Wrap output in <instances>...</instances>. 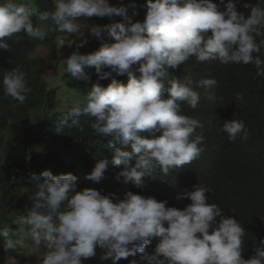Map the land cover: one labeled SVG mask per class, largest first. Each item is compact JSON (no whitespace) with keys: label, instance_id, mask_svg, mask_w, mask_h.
<instances>
[{"label":"clouds","instance_id":"clouds-1","mask_svg":"<svg viewBox=\"0 0 264 264\" xmlns=\"http://www.w3.org/2000/svg\"><path fill=\"white\" fill-rule=\"evenodd\" d=\"M238 2L228 0L226 10L220 11L213 0H147L145 19L133 22L128 6H114L109 0H54L52 10L40 13H34L22 0H0V49L10 47L5 38L21 32L30 38H45L47 31L34 26V14L53 31L68 35L81 30L78 18H110L111 23L92 26L89 33L98 40L107 35L116 42L82 54L78 49L87 43L84 39L65 60L66 72L77 81L91 82L84 68L94 66L99 80L115 73L127 75L128 83L112 79L107 87L93 84L83 106H73L57 127L80 128L81 115L92 117L94 132L111 137L108 147L114 149L113 165L125 166L117 179L123 177L125 183L139 187L154 167L162 166L167 175L172 168L191 164L204 151L199 146L203 134H195L202 125L198 119L180 114L181 104L197 108L200 95L195 88L199 87L213 99L211 90L218 82L215 78L194 82L185 77L183 82L167 81L170 87L166 88L169 68L175 69L194 56L197 62L253 64L257 75L264 76V60L258 55L264 40L257 43L255 39L264 27V7L245 4L250 9L245 15L238 12ZM116 17H123V22ZM65 43L60 41L61 46ZM2 87L5 96L20 103L30 91L19 68L4 74ZM68 117L72 118L70 124ZM222 131L230 141L242 133L241 138L247 139L242 120L224 121ZM129 146L131 151L124 150ZM133 159L135 166L129 170ZM106 168V160L97 162L86 179L99 182ZM77 179L72 173L54 175L51 170L33 174L32 204L21 223L28 226V235L36 245L48 249L41 264H83L96 256L97 247L103 252L102 259L111 258L118 264L121 259L145 253L153 240L158 242L154 254H145L147 264H264V241L255 248V255L244 259L245 228L236 218L223 215L218 204L209 203V190L204 186L185 193L191 203L181 210L167 207V200L132 191L123 199L93 188L77 191ZM18 231H24L23 227ZM11 236L10 227L0 228L5 250L16 247ZM130 264L141 261L133 259Z\"/></svg>","mask_w":264,"mask_h":264},{"label":"trees","instance_id":"trees-1","mask_svg":"<svg viewBox=\"0 0 264 264\" xmlns=\"http://www.w3.org/2000/svg\"><path fill=\"white\" fill-rule=\"evenodd\" d=\"M261 1L239 0L237 10L247 15L250 9L244 5L261 6ZM35 2L37 11L34 13L54 8V0ZM109 2L114 6H120L121 3L128 6L127 14L133 18V22L145 19L147 0ZM213 2L219 6L220 11L226 10L228 0H224V4L220 0ZM31 18L34 26L41 27L42 22L35 14ZM116 20L123 22V17H116ZM111 22L108 17L95 16V25L103 26ZM259 31L261 34L255 37L257 43L264 40V32ZM56 32L52 36L46 35L43 40L30 38L21 32L11 39L5 38L10 47L0 49V228L10 227L11 238L16 243V247L11 249H18L20 245L13 234L21 232L18 231L21 219L26 216V209L31 207L29 197L34 185L33 174L40 175L45 170H51L54 175H76L77 191L93 188L105 195L114 193L120 199L124 198L127 191H132L145 197H155L158 201L167 200V207L181 210L191 203L185 193L194 191L198 185L204 186L209 190V203L218 204L223 209V215L236 218L245 228L243 258L249 259L255 255V248L264 241V152H253V149L259 148L264 142V76L257 75L256 67L243 63L222 64L218 60L197 62L193 56L177 68L168 69L166 88L170 87L167 81L178 79L183 82L185 77H190L194 82L202 78H215L218 82L211 90L214 93L213 99H208L206 90L199 87L195 88L200 95L197 108L181 104L180 114L196 118L202 125L196 129L195 134H203L204 140L199 146L204 151L191 164L172 168L167 175L162 166L154 167L143 177L144 183L137 187L131 182L125 183L123 177L117 179L125 166L113 165L114 149L108 147L111 137L99 136L94 132L91 128L92 117L81 115L80 128L68 125L57 127L70 109H59L61 101L57 91L43 77L53 65L44 58L32 57L37 49L47 47L57 59L55 41L59 34ZM208 34L211 35L210 30ZM115 42L114 38L107 35L103 40L94 38L89 51L84 54L94 53L103 44L111 45ZM258 55L264 60V46ZM15 68L25 73L26 85L30 89L23 103L5 96L2 87L4 74ZM84 71L91 75V82L77 81L67 72L61 78L68 89L78 92L81 106L92 85L97 82L104 87L112 79L124 85L128 83L127 75L113 73L112 77L99 80L94 66H85ZM105 71L110 69L106 68ZM164 96L167 98V93ZM238 96H242V99H238ZM68 119L70 124L72 118ZM232 119L245 123L247 139L241 138L243 133L235 141L228 139L222 128L224 121ZM6 132L10 134L7 143L4 137ZM116 147H120L118 142ZM124 150L131 151V148L129 146ZM29 155L30 159L27 158ZM62 159L68 163L64 164ZM102 160L107 161L103 178L99 182L86 179L96 163ZM135 163V159L130 161L129 170ZM43 180L41 177V182ZM219 219L218 217L217 220ZM0 242L1 250H4L6 241L3 237H0ZM157 242L153 240L145 247V253L121 259L118 264H130L133 259L147 264L144 256L154 254ZM0 255L2 256L1 253ZM102 255V250L97 247L96 256L84 260L83 264H113L111 258L104 260Z\"/></svg>","mask_w":264,"mask_h":264},{"label":"rangeland","instance_id":"rangeland-1","mask_svg":"<svg viewBox=\"0 0 264 264\" xmlns=\"http://www.w3.org/2000/svg\"><path fill=\"white\" fill-rule=\"evenodd\" d=\"M25 2L28 7L32 9L33 12L37 11L35 0H22ZM261 7H264V0L261 1ZM79 23L82 25L81 30L76 34H66L61 32H56L51 29V25L48 22H42L41 27L47 31V35L53 33L59 34L55 43L57 45V59L53 57L51 51L47 47H40L37 49L32 57L34 58H44L47 62H50L53 66L48 70L43 77L49 83L52 89L57 91V95L61 101L59 104V109H72L73 106L80 104V97L77 95L78 92L68 89L65 84L62 82V76L66 72V59L74 52L77 51V45L87 39V43L80 47L78 50L80 53L84 54L89 51L90 43L94 39L91 37L89 31L92 26H95V16L93 17H81L78 18ZM264 32V27L260 28ZM66 41L64 46H61L60 41ZM71 41V45H69ZM5 142L7 143L10 140L9 132L4 134ZM48 146V145H47ZM264 152V142L263 144L256 149H253V152ZM64 160V159H62ZM64 164H67L68 161L64 160ZM43 182V181H42ZM22 220V219H21ZM20 227H23L24 231L19 233H14V239L16 242H19V248L21 251L18 252V249H5L2 251V243L0 242V264H41L44 255L47 252V248L44 245H36L31 237L28 235V227L26 225L20 224Z\"/></svg>","mask_w":264,"mask_h":264}]
</instances>
